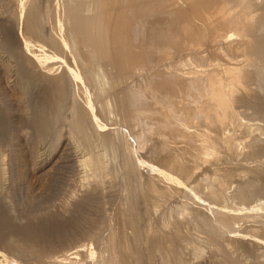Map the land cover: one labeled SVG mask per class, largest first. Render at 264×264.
<instances>
[{
    "label": "rangeland",
    "instance_id": "1",
    "mask_svg": "<svg viewBox=\"0 0 264 264\" xmlns=\"http://www.w3.org/2000/svg\"><path fill=\"white\" fill-rule=\"evenodd\" d=\"M95 1L80 0L81 8L75 7L89 16L78 14L77 33L87 41L76 44L69 17L77 0H0V114L9 122L0 137V206L17 229L0 232V264H264V0L236 2L239 15L250 21L245 40L230 22L221 26L220 42H212L211 34L205 39L209 62L242 60L244 72L231 98L236 121L216 129L210 155L200 147L202 136L178 151L191 177L171 168L169 158L165 163L153 156L151 139L133 140V109L126 101L131 87L125 86L138 82L131 73L139 68L132 62L129 70L114 69L93 55L98 40L90 32L94 15H114L127 0ZM108 1L114 9H107ZM106 45L109 55L112 44ZM182 54L166 67L186 64L193 71L209 64ZM152 98L162 102L157 94ZM200 123L199 135L207 129L206 119ZM80 210V223L71 227ZM42 220L66 223L68 234L49 242L52 247L17 232Z\"/></svg>",
    "mask_w": 264,
    "mask_h": 264
},
{
    "label": "bare ground",
    "instance_id": "2",
    "mask_svg": "<svg viewBox=\"0 0 264 264\" xmlns=\"http://www.w3.org/2000/svg\"><path fill=\"white\" fill-rule=\"evenodd\" d=\"M96 1L94 2V4L98 3V1L97 2ZM112 1H114V0H111V2ZM223 1H225V2H223ZM237 1H239V0H183V1L182 0H127V2L126 1H123V2H126L128 5L126 4L127 5L126 6L124 3L123 4L121 3L122 5H125V6L122 7L120 4L119 6H121V7L118 9H117V7H115V9H114L113 8L114 6L112 7V3L110 5V2L108 1L107 3H109V5H108L107 9L112 7L114 10H116L114 15L110 16L112 11L111 12L109 11L110 12L109 13L107 10L108 13L102 12L104 14L101 15L100 17H97V19H95L96 18L95 16L97 15L96 13H98V15L101 14V13H99L100 9L98 10V12H96L97 10L95 11V9H92V10H94L93 12H96L95 13L96 15H94L95 18L94 17L92 18V20L94 19V22L90 21V22L94 23L93 24L94 25L93 32H92V30H90V32L93 33L92 34L93 36L95 35L94 37H96V41L98 40L97 41L98 45L96 46L95 50H94L93 46L92 47L90 46L91 48H93V52L95 51L92 54L93 55L94 54L101 55L99 57L102 60L105 59L106 64H109V65L111 64L110 66L114 67V69L115 68L118 69V67H119V70H120V68L122 69V67H124V68H126V70H129V69H127L126 65L128 63H132V62H133L132 65H134V67H136L135 66L136 64H134V63H137V66L139 68V69L135 68L136 69L135 70L133 66L131 67L133 69V71L135 70L137 72L136 74H132V73H134V72H132L131 76H133L135 78L134 75H137V74L139 75V78L136 77L138 79L137 81L140 83L139 86L133 88L134 86H136V84L138 82L135 80L137 83L135 85H133V87H132L131 86L132 84L130 83L131 79L129 80L130 82L127 83V86H125L128 88V86H129L128 84H130V87H131L126 92L127 96H128V99L126 98L127 99L126 101H127V105L130 107V109L131 110L133 109L132 112H129L130 116L128 115V117H129L128 126L129 125L131 126L133 131L132 130H130V131H132L134 133L132 138L135 136L133 138V140L136 139V141L134 140L135 142H137V140H138L139 143L138 142L137 143L140 144V142H143L146 139H148V140L151 139L150 140V142H152L151 147H152L153 152H154L153 156L155 155L156 157H158L159 161L161 158H164V159L166 158L164 160V162L169 158L171 160L170 161L168 159L170 161V162L168 161L170 163L169 166L171 165L172 167H176L177 170H179V173H183V174L188 175V176H189V174L192 176L193 172L190 173L189 172L190 169L188 170L185 167V165H183L182 162H180L179 156L182 155V154L179 155V152H178V151H180V148H183V146H185L186 147L185 150H187L189 148L191 149V147L189 146L190 143L194 142V141L196 143L197 142L196 140L198 139L197 136H202V138L200 137L202 140L200 147L202 149L205 148L206 150H208V153H206V155L207 154L210 155V152H209L210 148L208 149V147H210L211 145H213V146L215 145V140L217 139V137H216L217 134L216 135L214 134L215 135L214 136L213 133H217L216 129L217 128L222 129L225 126H227L229 123H231V122L234 123V121H236L234 114H233L234 109L231 106V102L234 100L232 93L236 90V88L238 90V85H240L239 82L241 81V78H242V75L244 72V71H242L244 68L243 69L239 68L240 67L239 63H241L242 60H241V62L238 63L239 66L237 64H235V63H237V60L235 61L231 58H229V59L231 61L233 60L234 63L232 62V64H234V65L231 64L229 66H225V65L222 66L224 63L222 65H216L218 63L213 64V62L212 63H211V61L209 62L208 61L209 58L206 57V55H205V52H207V51H205V46H206L205 45V39H210L209 34H211L214 38V40L212 38V42H214L215 39H217L218 37H219V39H217L216 44H217V42H220L219 41L220 38L223 37L222 35H220L222 33V30H223L222 28L228 22H230V24H232V25L229 28H231L234 25H237L235 27L237 29H239L240 32L239 33L236 32V34H239L242 36L241 40H245V36H248V35H246L247 33L243 32V31L246 28L250 29L249 27H247L248 22L250 25V21L246 22L247 18H245L244 16H242L245 19L244 21L243 20L241 21L238 19V18H240V19L242 18L241 15H239V13H238L239 11H241L240 9L242 8L241 7L242 5L237 6V5H239V3L236 4ZM247 1L248 0H246L244 2H247ZM78 2L81 3L80 0L79 1L77 0V2L74 4L75 5L74 8L78 6V4H79ZM117 2L120 3V1H117ZM102 3H104V2H101L100 5ZM252 3H253V1H252ZM114 4L115 3H113V5ZM81 5H82V3H81ZM81 5L79 4V7ZM100 5H98V6H100ZM102 5H104V4H102ZM235 5L239 8V11H237L238 9H236L237 7H235ZM244 5H247V4L245 3V4H243V6ZM89 6L91 7L92 5H89ZM96 6H94V7H96ZM70 7L71 6H69V8ZM79 7H78V9H79ZM82 7H83V9L85 8L84 5ZM78 9H76V11H75L77 16L75 15V12H70L71 17H69V18L71 19V21L68 18L69 21L71 23H73L75 26V28L73 27L75 30L74 31L75 36L73 38L74 39L73 42H76V44L77 43L79 44L80 42L82 43V41L83 42L85 41V40L81 41L80 35H78L80 32L77 33V31H79V30H77L78 23H80V21H81L80 17L82 16V14L84 12L81 10L82 14L79 17L78 14L81 12H77ZM247 12H248V10H247ZM249 12H251V11H249ZM68 14H69V12H68ZM83 15H86V17L88 19L89 16H87V14H83ZM242 15H244V13ZM245 15L249 16V13L245 14ZM91 16H93V15L91 14ZM77 17L80 21L77 19ZM83 18H84V16H83ZM251 18H249V19L251 20ZM88 20H85L86 21L85 23H87ZM237 20H239V22H237ZM252 20L254 22L253 18H252ZM246 23H247V25H246ZM73 24H72V26H73ZM87 25H88V23L86 24V27L89 26V25L88 26ZM221 26H223V27L221 28ZM225 28H227V26ZM248 29H246V30H248ZM71 30H73V29H71ZM80 30H82V28H80ZM86 30H89V28ZM124 31H127V32L125 33ZM234 31H237V30H234ZM88 32H87V35H88ZM227 32H228V30H227ZM242 32L245 33V36H243L244 34ZM87 35L85 34V36H87ZM232 35L230 38L235 39L236 36L235 35L232 36ZM208 36H209V38H208ZM90 37L92 38V36H90ZM227 37H229V36L227 35ZM92 39H94V38H92ZM224 39H226V37H224ZM236 39H238V37ZM232 40H230V42ZM96 41H94V42H96ZM106 41L110 42V43L112 42L111 43L112 45L110 43H107V45H109V44L111 45V46L109 45L111 47L110 48L111 49V53H110L111 57H110V54L109 55L104 54ZM85 42H84V44H85ZM90 42L91 41H89V43ZM239 43H242V42H239ZM247 43H249V42H247ZM90 44H92V43H90ZM234 44H237V42L233 43V45H231V46H235ZM95 45H96V43H95ZM214 45H215V43H214ZM214 45H210V46H214ZM109 46H108V49H109ZM226 46H229V45L227 44ZM239 47H240V45H239ZM239 47L237 46V48H239ZM214 48H216V47H214ZM228 49L229 48L227 47V51H228ZM82 50L85 51L84 45H83ZM230 50H232V49H230ZM234 50H235V48H234ZM216 51H218V50H216ZM221 51H223V49ZM240 51H242V50H240ZM240 51L235 50V52H238V53ZM108 52H109V50H108ZM186 52L189 53L190 55H192L196 60L200 61L199 63L197 61H194V62H197L198 64L201 63V65H203V63H204L203 66H207L205 63H207V64L209 63L208 66L204 67L203 69L200 67L201 69H199V70L198 69L195 70V68H194L193 71L189 70L192 68L188 67L189 68L188 69L186 67L190 71L189 72L187 70L188 72H186L185 71L186 70V68H185L186 64L184 62H182V64H179V65H183V63L185 64L184 66H180V67H183V68H180L181 70L182 69L184 70L183 72H180L181 71L180 69H179L180 71L178 69H176L178 71L171 70V66H170V69H168L169 65L172 62V58H174V57L176 58L177 54L181 55L182 53H186ZM229 52H232V51H229ZM105 53H107V52H105ZM189 54L186 55V58H188L187 60L192 61V59H189L190 58L188 56ZM219 55H220V53H219ZM227 55H230V54H227ZM231 55H233V52ZM210 56H211V53H210ZM243 56H244V54H243ZM236 57H237V55H236ZM183 58L186 59L185 55ZM176 60H179V57ZM224 60H226V58H224ZM245 60H247V59H245ZM182 61H186V60H182ZM219 61L221 64L222 60H219ZM226 61H228V59ZM176 63H179V62L176 61ZM189 63L191 64V62H189ZM189 63H188V66H189ZM173 64H175V63H172V66H173ZM167 65H168V68L166 67ZM131 68H130V71H131ZM174 68H175V66H174ZM177 68H179V67H177ZM130 71L129 72L126 71V72L130 73ZM117 73H118V71H117ZM118 77H120V76H118ZM121 77H123V76H121ZM126 77H128V76H126ZM124 79H127V78L124 77ZM243 79H242V81H243ZM127 81H128V79H127ZM143 84H145L146 86L148 85L147 86L148 89L146 87H145L146 89L144 87H142V86H144ZM123 86H124V84H123ZM55 89H57V87ZM54 92H56V91H54ZM153 94H157L158 96L161 97L162 102L160 104L154 102V100L152 98ZM146 95H148V96H146ZM231 98L233 99L232 101H231ZM120 103H121V101H120ZM123 104L121 103V105H123ZM232 104H233V102H232ZM125 108L126 107L124 106V109ZM147 108H148V111L151 110V114H149V112H147L149 116L146 115L147 113L145 110H142V109L147 110ZM144 111H145V114H144ZM127 114H128V112H127ZM202 119H206L205 125H206L207 129H205L202 132V134L200 133L201 135H199L198 130L200 129V127H198V126L201 124L200 120H202ZM7 120H8L7 115H5V113L4 114L1 113L0 114V137H4L7 133V131H9L8 130L9 129V124H8L9 122ZM232 125L234 126V124H232ZM131 128L129 127V129H131ZM208 128L210 129L209 132L206 131V130H208ZM249 130H250V128H249ZM226 131H227V129H226ZM252 131H254V130H252ZM131 135H132V133H131ZM229 138L230 137H228L225 140L230 141ZM146 143H148V145L145 144L148 148L149 144H151V143H149V142H146ZM142 144H144V143H142ZM142 144H141V146H142ZM187 144H188V146H187ZM195 149L197 150V148H195ZM150 151H152V150H150ZM198 153H201V151ZM151 154H152V152H151ZM192 154H194V153H192ZM204 160L206 161V159H204ZM208 161H209V159H208ZM209 163H210V161H209ZM175 172H178V171L175 170ZM191 176H189V177H191ZM80 211L78 212V214H76V216H78L77 222L75 224H72V222H70V224L72 225L71 227H76L80 223L79 217L81 216V213H82V211L81 212ZM8 219H9V221L11 220L9 218V216H7L6 210L2 206H0V232L3 234H5L8 229L12 232H16V230H17L16 227L14 229L13 224L11 226L12 222L11 223L8 222L10 225L6 222V220L8 221ZM68 227L69 226L66 223H60L57 220H42L36 224L26 226V227H24V229L19 228L21 231H17V232L18 233L20 232L19 234H21L23 237H24V235L27 237L30 236V238H32V240L35 238V241H37V243L38 242L39 243L46 242V243L51 245L52 243H49V242H53V244H54L58 240L62 241V238H64L68 234V233L67 234L65 233V230ZM21 232H23V233H21ZM72 254H74V253H72ZM61 262L63 263V261H61Z\"/></svg>",
    "mask_w": 264,
    "mask_h": 264
}]
</instances>
